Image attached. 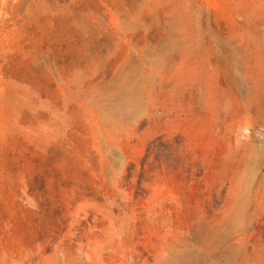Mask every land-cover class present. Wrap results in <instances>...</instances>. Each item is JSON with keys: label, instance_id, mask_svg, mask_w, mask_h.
Returning <instances> with one entry per match:
<instances>
[{"label": "rangeland", "instance_id": "374dc122", "mask_svg": "<svg viewBox=\"0 0 264 264\" xmlns=\"http://www.w3.org/2000/svg\"><path fill=\"white\" fill-rule=\"evenodd\" d=\"M0 264H264V0H0Z\"/></svg>", "mask_w": 264, "mask_h": 264}]
</instances>
